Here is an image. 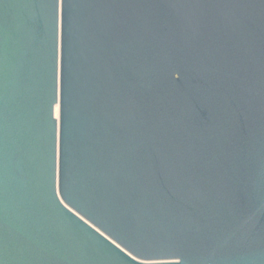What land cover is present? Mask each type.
Instances as JSON below:
<instances>
[{"label":"water","instance_id":"95a60500","mask_svg":"<svg viewBox=\"0 0 264 264\" xmlns=\"http://www.w3.org/2000/svg\"><path fill=\"white\" fill-rule=\"evenodd\" d=\"M65 4L0 0V264H264V0Z\"/></svg>","mask_w":264,"mask_h":264},{"label":"snow or ice","instance_id":"6c2138e0","mask_svg":"<svg viewBox=\"0 0 264 264\" xmlns=\"http://www.w3.org/2000/svg\"><path fill=\"white\" fill-rule=\"evenodd\" d=\"M66 7L65 0H51V9H52V16L54 24L57 19L61 16L63 9ZM61 99H62V86H61ZM51 105H56V88H55V73H54V84H53V96ZM57 116L53 120V155H52V164H53V176L55 177V165H56V137H55V129H56V122L55 120H60V127H61V163H63V119H64V112L62 104L56 108Z\"/></svg>","mask_w":264,"mask_h":264},{"label":"bare ground","instance_id":"6f19581e","mask_svg":"<svg viewBox=\"0 0 264 264\" xmlns=\"http://www.w3.org/2000/svg\"><path fill=\"white\" fill-rule=\"evenodd\" d=\"M59 107V105L56 106V108ZM56 108H55V118L57 116V112H56ZM57 121L59 122L60 120L57 119Z\"/></svg>","mask_w":264,"mask_h":264}]
</instances>
